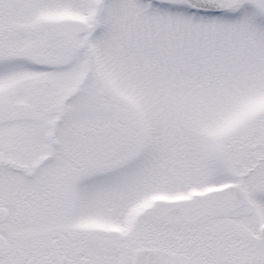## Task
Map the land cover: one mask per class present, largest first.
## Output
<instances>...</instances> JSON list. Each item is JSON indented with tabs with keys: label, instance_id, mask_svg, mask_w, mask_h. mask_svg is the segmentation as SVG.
Segmentation results:
<instances>
[{
	"label": "snow or ice",
	"instance_id": "1",
	"mask_svg": "<svg viewBox=\"0 0 264 264\" xmlns=\"http://www.w3.org/2000/svg\"><path fill=\"white\" fill-rule=\"evenodd\" d=\"M0 264H264V0H0Z\"/></svg>",
	"mask_w": 264,
	"mask_h": 264
}]
</instances>
